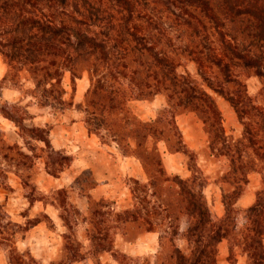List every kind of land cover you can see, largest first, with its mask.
Returning <instances> with one entry per match:
<instances>
[{"label": "trees", "instance_id": "1", "mask_svg": "<svg viewBox=\"0 0 264 264\" xmlns=\"http://www.w3.org/2000/svg\"><path fill=\"white\" fill-rule=\"evenodd\" d=\"M0 58L5 65L0 84L20 86L31 99L25 105L17 100L0 104V115L21 139V145L7 144L0 129V165L21 171L42 160L45 172L57 177L72 158L52 148L51 124H36L29 108L63 113L76 107L89 134L135 158L145 175V181L129 180V205L89 198L85 214L67 202L65 188L56 190L69 232L61 235L60 252L50 264L102 253L115 264H218L216 248L223 239L229 256L237 247L246 264H264V0H0ZM65 72L71 94L86 74L81 103H73L71 94L66 97ZM22 75L30 82L26 90ZM251 76L260 83L254 95L245 84ZM212 93L233 109L242 128L240 140L225 133ZM156 95L165 100L158 120L167 119L170 138H163V126L141 120L128 107L131 100ZM185 111L201 122L210 154L228 162L221 218L213 217L193 176H170L163 168L160 140L168 152L185 154L174 122ZM9 172L0 168V183L11 190ZM250 173L259 175L260 185L254 202L240 209L235 203ZM31 190L28 202H41V194ZM4 208L1 203L0 246L12 237L4 236L3 226H16ZM71 225H83L86 254ZM136 232L157 233L158 251L150 256L114 251L116 234L133 238ZM11 249V264H38L28 252Z\"/></svg>", "mask_w": 264, "mask_h": 264}, {"label": "rangeland", "instance_id": "2", "mask_svg": "<svg viewBox=\"0 0 264 264\" xmlns=\"http://www.w3.org/2000/svg\"><path fill=\"white\" fill-rule=\"evenodd\" d=\"M3 65V73L5 65L0 58V66ZM191 70V66H188ZM22 89L28 88L30 82L25 80V76H21ZM246 90L249 95H254L260 83L256 77H249L245 80ZM62 85L66 91V97L71 94L69 74L64 73ZM88 80L86 74L83 73L81 78L75 82L76 88H82L80 97H75V91L71 94L73 103H81L84 92L87 88ZM9 83L0 84V93L4 88H9L12 92L8 100L0 99V104L5 101L17 100L20 105L29 104L31 99L23 93V90L17 87L12 89ZM14 88V87H13ZM157 96V97H156ZM150 100H131L141 101L140 103H131L129 107L131 112L143 121H155L156 125L163 126L165 129L163 138L172 136L171 127L166 120H158L159 111L165 106V100L162 95H156ZM212 96L221 112L222 125L225 133L234 141L242 138V128L237 117L229 105V103L220 95L212 93ZM153 100V104L150 102ZM130 102V101H129ZM129 104V103H128ZM136 104V105H135ZM30 113L37 115L34 122L46 124L66 123L68 120L79 118L82 120L83 114L73 107L65 110L63 113H56L49 109H39L34 106L29 108ZM174 122L181 135L182 143L185 146V154L182 152L170 153L166 149L164 141L157 142V147L161 156L162 165L165 172L170 175H177L182 179H190L192 176L195 179L196 187L202 190L206 199L207 205L214 218H221L224 215V206L222 204V190L227 188L224 182L223 175L228 169V162L223 157H215L210 154L207 149V137L202 129V124L192 112H181L174 118ZM95 136V135H93ZM96 137V136H95ZM8 139V137H6ZM97 138V137H96ZM80 141V140H79ZM99 139H95V143L90 141H80L79 149L72 153H67L71 156L72 161L69 166L61 172L51 184L48 183L46 176L43 174L44 164L42 160H35L30 169H22L17 171L12 167H7L5 164L0 165L3 170L16 172L18 178L9 179L7 181L11 190L4 189L0 183V193L8 195V203L5 205V212L16 226L4 225L2 231L4 236L12 235L9 242H4L0 246V264H11L8 262V252L11 248H16L19 252H28L36 257L38 264H50L59 254L62 239L61 235L69 231L64 226L62 217H66V212L58 206L57 196L55 191L59 188L66 189L67 202L74 205L77 209V201L82 196L87 195L91 188L96 185V167L100 168L99 164H106V153L112 152L118 157H121V151L114 143L106 141L98 144ZM36 144V143H32ZM151 145V140H148ZM39 154V151H36ZM169 154H173L169 156ZM80 155L86 162L93 165L91 168L83 169L79 172L80 166L74 164V157ZM137 161V160H136ZM135 161V162H136ZM137 165L139 162L137 161ZM96 166V167H95ZM140 166V165H139ZM141 168V167H140ZM192 169L193 175L190 171ZM12 175V174H11ZM74 178L73 181L72 178ZM133 177H120L112 183V191L107 200L113 201L116 206L123 207L130 203V193L128 189L129 180ZM135 179L145 181V175L141 168V175ZM2 180V179H0ZM27 181L29 187L22 186V182ZM260 185L259 175L250 173L248 181L243 186L241 195L236 200L235 206L244 209L251 205L256 196V191ZM35 187L37 193L42 199L41 202L30 204L28 198L32 193L31 188ZM33 197V196H32ZM85 199V198H84ZM84 209L81 211L85 214L87 203L84 201ZM40 220L39 224L32 225L34 220ZM4 224V223H3ZM74 238L80 244L81 251L86 254L88 241L83 230V225L72 226ZM7 234V235H6ZM18 242V244H16ZM10 246V248H8ZM264 246V239H263ZM229 244L226 239L221 240L216 248V260L218 264H246V258L239 248H232V255L228 253ZM114 251L123 252L133 256H150L158 251V235L155 232H136L134 237H123L119 233L114 237ZM72 264H115L111 256L107 253L100 255L84 256L79 261Z\"/></svg>", "mask_w": 264, "mask_h": 264}, {"label": "crops", "instance_id": "3", "mask_svg": "<svg viewBox=\"0 0 264 264\" xmlns=\"http://www.w3.org/2000/svg\"><path fill=\"white\" fill-rule=\"evenodd\" d=\"M4 75L3 73V65L0 66V79ZM82 88H76L75 91V97L79 96L81 94ZM11 91L9 88H4L2 92L0 93V99L8 100L11 97ZM157 97V96H156ZM134 101L128 102V107H132V104ZM141 101H135L134 103H140ZM153 104V100L150 102ZM135 104V105H136ZM36 116L34 117V121L36 119ZM36 123V122H35ZM38 125H44L43 123H36ZM0 129L3 132V139L7 144H18L21 145V139L18 136L16 132V128L14 125L2 117L0 115ZM8 137V139L6 138ZM49 139L50 144L52 148L56 150H63L66 154L72 153L75 150L79 149V146L81 144L80 141L86 140L90 141L92 143H95V139H97L93 134H89L82 122L79 118H74V120L70 119L65 124L64 123H54L51 125L49 129ZM80 140V141H79ZM98 144L101 145V143L98 141ZM106 164H99L102 165L100 168L96 167L94 168L95 174H96V185L90 189L87 195L82 196V198L77 201V207L81 211L84 209V201L90 199H107L110 197V192L112 191V183L116 179H119L120 177H133L137 178L141 175V166L137 165V161L135 158L131 156H121L118 157L116 154L110 152L106 153ZM173 154H169L171 156ZM74 164L80 166V171L86 168H92L93 165L89 162H86L80 155H76L73 159ZM136 161V162H135ZM12 174V175H11ZM43 174L46 176L47 181L49 184H51L52 181L58 180V177H52L51 175L47 174L45 170H43ZM18 178L17 175H15L13 172H9L7 174V181L9 179ZM75 177L72 178L71 181L74 180ZM85 198V199H84ZM5 203V205L8 203V195L0 193V204ZM39 224V223H37ZM36 225V224H35ZM18 244V242L16 243ZM32 257H36L32 254Z\"/></svg>", "mask_w": 264, "mask_h": 264}]
</instances>
